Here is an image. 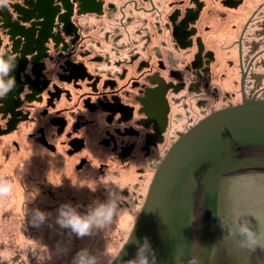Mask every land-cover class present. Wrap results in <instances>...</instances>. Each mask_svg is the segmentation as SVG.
<instances>
[{"label": "flooded vegetation", "instance_id": "af4514ba", "mask_svg": "<svg viewBox=\"0 0 264 264\" xmlns=\"http://www.w3.org/2000/svg\"><path fill=\"white\" fill-rule=\"evenodd\" d=\"M12 6L20 36L7 27ZM258 37L264 0H0V52L18 60L17 86L0 99L3 167L13 148L33 150L43 173L35 195L56 199L70 184L52 171L49 155H61L102 191L119 186V207L138 215L176 138L215 110L264 97L250 74L263 62ZM224 193L230 246L264 257L238 234L240 223L264 227V179L236 175Z\"/></svg>", "mask_w": 264, "mask_h": 264}, {"label": "water", "instance_id": "95a60500", "mask_svg": "<svg viewBox=\"0 0 264 264\" xmlns=\"http://www.w3.org/2000/svg\"><path fill=\"white\" fill-rule=\"evenodd\" d=\"M10 33L20 36V9ZM264 179V97L252 96L201 118L170 145L114 264L135 255L147 236L155 264H264L231 247L225 184L236 175Z\"/></svg>", "mask_w": 264, "mask_h": 264}, {"label": "rangeland", "instance_id": "374dc122", "mask_svg": "<svg viewBox=\"0 0 264 264\" xmlns=\"http://www.w3.org/2000/svg\"><path fill=\"white\" fill-rule=\"evenodd\" d=\"M250 42L251 40L247 43ZM257 42L261 50V56H263L259 57L258 60H263V62L252 69L255 73L252 71L250 74L252 79H261L264 84V39L262 40L258 37ZM226 87L229 88L230 86ZM13 152V157L10 158V163L6 167H3L5 163H2V158L0 160V179L10 180L12 182L10 193L16 195L12 196L9 193L4 196L3 200L0 198V210L4 208L9 209L7 211L4 210L3 216L0 218V264H71L72 256L85 246L98 255L99 252L101 254L104 253L106 248L113 255L118 254L130 234V230L136 220V213L132 212L131 215H128L124 213L125 208L118 207L112 223L104 229L97 230V239L93 241L92 236L90 241L87 240L85 243H82L80 237L75 234L69 235L70 230L61 228L57 223L59 206L63 203L71 202L73 205L79 204L81 206L79 210L85 212L88 206L95 201H106L107 197L105 196H108L109 192L101 190L103 193L100 192V194L103 195L98 197L96 193H92L91 189L86 190L84 187L77 186V184H70L69 187H77L69 191L70 195L69 193L58 194L55 199L56 207L51 210L49 205L50 198L48 196L43 198V196L38 197L35 195L40 193L36 184L40 179L42 180L41 177L43 176V173L37 167L39 166L38 159L35 158V161L29 165L24 164L20 168V160L23 161L24 159L15 148H13ZM25 156L29 155L25 153ZM49 156L52 158V171L57 177L63 178V181L74 182L78 178H91L93 176L91 171L79 174L74 169L71 170L69 168L71 167L69 161L61 155ZM25 163L27 162L25 161ZM48 166L50 165L48 164ZM42 172L45 173L43 170ZM20 176L22 177L21 186L18 184L20 183L18 181L20 180ZM81 183L85 184L86 182L83 181ZM60 186L66 187L63 182L60 183ZM60 186L56 187L57 193L61 192ZM29 196H32L36 202L31 200L32 197L30 198ZM10 197H15L14 199L18 200V202L21 201L22 204L26 201L28 208L16 204L7 205L6 201ZM41 203L46 205L47 209L46 207L39 209L38 206H41ZM37 209L46 211L44 212L45 215L49 212L53 214L51 217L48 216L47 222L39 223L40 225L37 226L38 229L36 230L32 228L31 217L28 216L32 215ZM24 210L27 211L25 216H23ZM58 245L67 246L69 250L66 253H60L58 252ZM241 252L244 255L248 254L242 248ZM259 256H262L261 253H259ZM106 259L105 256L101 255L102 261H106Z\"/></svg>", "mask_w": 264, "mask_h": 264}, {"label": "clouds", "instance_id": "9594fccd", "mask_svg": "<svg viewBox=\"0 0 264 264\" xmlns=\"http://www.w3.org/2000/svg\"><path fill=\"white\" fill-rule=\"evenodd\" d=\"M17 64L16 56L10 55L9 52H0V99L6 98L17 86L15 76L12 74ZM11 190L12 182L8 179H0V196L8 195ZM121 190L119 186L110 190L106 201H95L85 212L79 210L81 207L79 204L73 205L71 202L61 204L58 208L57 223L61 228L70 230L69 235L75 234L78 237L91 235L93 229H104L112 223L117 213L123 196ZM45 218V213L37 209L31 216L30 222L33 226H38ZM238 234L241 237V247L249 250L264 249V227L253 228L247 222L240 223ZM131 242L136 246L135 255L122 261V264H155L154 249L147 236H144L143 240L136 236ZM68 250L67 246L58 245V252L66 253ZM120 254L113 255L106 248L102 255L107 259L102 261L100 255L85 246L72 256L71 264H114ZM192 264L196 262L193 261Z\"/></svg>", "mask_w": 264, "mask_h": 264}, {"label": "bare ground", "instance_id": "6f19581e", "mask_svg": "<svg viewBox=\"0 0 264 264\" xmlns=\"http://www.w3.org/2000/svg\"><path fill=\"white\" fill-rule=\"evenodd\" d=\"M235 105V104H234ZM18 152H19V154H20V156L21 157H23V161H26L27 162V165H29L31 162H33V161H35L34 159L36 158V159H39V158H37V157H41V156H36L35 154H34V151L32 150L31 151V153H29V152H25V151H20V149L18 150ZM38 152L41 154L42 152L40 151V150H38ZM37 152V153H38ZM25 153H27V155H29V156H25ZM39 153H38V155H39ZM43 155H44V152H43ZM23 161H21L20 160V168L22 167V165H23ZM16 166V165H15ZM17 167V166H16ZM95 176H92L91 178L90 177H88V178H78V179H76V181H74V182H72V181H69L70 182V184H77V186H81L82 188L84 187L86 190H90L91 189V191H92V193H96V194H98L99 192H101V190H103V186L105 185V184H101L99 181H98V178H94ZM20 178H21V176H20ZM18 181H20V183H18V184H20V186L22 185V179H20V180H18ZM86 182L85 184H82L81 182ZM81 183V184H80ZM69 184V185H70ZM97 184H99L98 186H97ZM66 185V184H65ZM69 185H66V187H61L60 188V190H61V193H66V194H68L69 193V191L70 190H73V188H75V187H77V186H75V187H69ZM72 188V189H71ZM69 194H71V193H69ZM10 195H12V196H16L15 194H12V193H10ZM105 196V195H104ZM30 198L32 197V196H29ZM64 197V196H63ZM98 197H100V196H98ZM105 197H108V196H105ZM0 198L3 200V198H4V196H0ZM15 197H10V199H8L6 202H7V205H12V204H16V205H22V206H25V207H27V203H26V201L22 204V202L21 201H19L18 202V200L16 201L15 199H14ZM65 199V198H64ZM28 200H30V199H28ZM31 200H34L35 202H36V200L32 197L31 198ZM49 202H50V207H51V210H53L55 207H56V204H55V198H53V199H50L49 200ZM17 203H19V204H17ZM31 203V202H30ZM32 204V203H31ZM42 204V203H41ZM48 204V203H47ZM34 205V204H33ZM29 206V205H28ZM43 207H46V205H41V206H38V208L40 209V208H43ZM28 208V207H27ZM46 209H47V207H46ZM42 212H46V211H42ZM26 213H27V211L26 210H24L23 211V216H25L26 215ZM124 213H127L128 215H131V213H132V211H130V210H128V209H125L124 210ZM135 213V212H134ZM52 214L53 213H51V212H49V213H47L46 215H45V220L44 221H42V222H40V223H45V222H47L48 221V216L49 217H51L52 216ZM32 215H34V213L32 214ZM32 215H29L28 217H31ZM22 216V215H21ZM32 224V223H31ZM40 225V224H39ZM32 226V228H34V229H38V227L36 226V227H34L33 226V224L31 225ZM133 227V226H132ZM30 228V227H29ZM132 229V228H131ZM36 230H34L36 233H37V231ZM131 231V230H130ZM96 235H97V229H93V233L91 234V235H87V236H84V237H80L81 238V241H82V243H85L87 240L88 241H90L92 238V236H93V241L94 240H96L97 239V237H96ZM99 255H100V257H101V253L99 252Z\"/></svg>", "mask_w": 264, "mask_h": 264}, {"label": "trees", "instance_id": "16d2710c", "mask_svg": "<svg viewBox=\"0 0 264 264\" xmlns=\"http://www.w3.org/2000/svg\"><path fill=\"white\" fill-rule=\"evenodd\" d=\"M41 205H43V204H41ZM4 210H6V211H7V210H9V209H6V208H4V209H1V210H0V218H1V216H3V211H4ZM28 229H30V228L28 227Z\"/></svg>", "mask_w": 264, "mask_h": 264}]
</instances>
